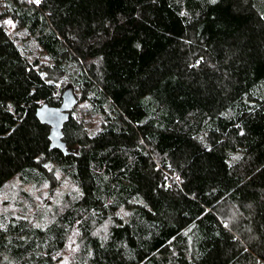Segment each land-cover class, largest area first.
Instances as JSON below:
<instances>
[{"label": "trees", "instance_id": "16d2710c", "mask_svg": "<svg viewBox=\"0 0 264 264\" xmlns=\"http://www.w3.org/2000/svg\"><path fill=\"white\" fill-rule=\"evenodd\" d=\"M67 92L63 153L35 112ZM53 169L77 194L0 225V264H264V0H0V190Z\"/></svg>", "mask_w": 264, "mask_h": 264}, {"label": "rangeland", "instance_id": "374dc122", "mask_svg": "<svg viewBox=\"0 0 264 264\" xmlns=\"http://www.w3.org/2000/svg\"><path fill=\"white\" fill-rule=\"evenodd\" d=\"M14 35L18 41L23 37L20 32H14ZM25 42L27 43L21 45L20 42L19 45L23 46L30 59L38 58L42 64H51L46 54L35 45L34 41L28 39ZM60 79L63 80L62 77ZM77 94H80L79 91ZM72 114L74 118L83 122L82 125L88 132L94 133L99 129L101 119L97 114L90 112V106L86 102L83 101L77 105ZM53 172L58 183L55 187L47 180L25 183L19 177L5 183L0 190V225L9 223L11 218L32 220L35 206L41 207L48 204L50 200L58 202L64 200L66 195L72 197L71 195L77 194L78 188L73 182L63 178L57 169H53Z\"/></svg>", "mask_w": 264, "mask_h": 264}, {"label": "water", "instance_id": "95a60500", "mask_svg": "<svg viewBox=\"0 0 264 264\" xmlns=\"http://www.w3.org/2000/svg\"><path fill=\"white\" fill-rule=\"evenodd\" d=\"M74 94L67 92L61 99L59 106H52L47 103H43L36 108L35 115L38 119L49 125V142L52 148H58L61 152L66 153L68 149L66 143L61 140L62 128L61 124L66 120L67 114L64 112L66 109L73 106L75 103Z\"/></svg>", "mask_w": 264, "mask_h": 264}, {"label": "snow or ice", "instance_id": "6c2138e0", "mask_svg": "<svg viewBox=\"0 0 264 264\" xmlns=\"http://www.w3.org/2000/svg\"><path fill=\"white\" fill-rule=\"evenodd\" d=\"M31 2L39 4V3H41V0H31ZM213 2H215V0H213ZM7 23L11 24L12 21L9 20V21H7Z\"/></svg>", "mask_w": 264, "mask_h": 264}]
</instances>
